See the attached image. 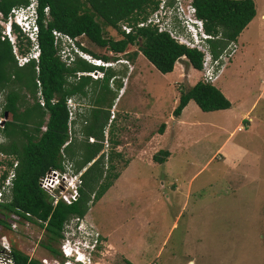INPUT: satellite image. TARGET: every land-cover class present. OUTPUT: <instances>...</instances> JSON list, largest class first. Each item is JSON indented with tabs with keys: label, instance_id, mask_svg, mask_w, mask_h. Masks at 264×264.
<instances>
[{
	"label": "rangeland",
	"instance_id": "1",
	"mask_svg": "<svg viewBox=\"0 0 264 264\" xmlns=\"http://www.w3.org/2000/svg\"><path fill=\"white\" fill-rule=\"evenodd\" d=\"M252 1L256 17L238 41L232 40L238 46L232 60L240 61L243 80L236 81L234 99L245 110L262 87L259 81H264V30L262 34L256 32L264 28V20L260 19V15L264 16V0ZM103 35L119 38L106 26H103ZM81 41L89 52H104L85 38ZM21 44L27 48L26 43ZM138 53L136 45H131L118 57L135 64L125 94L118 105L116 101L115 117L107 128L108 111L103 129L110 144L107 158L112 159L110 162L102 154V177L119 176L113 180L110 175L98 181V184L110 182L113 186L85 214L86 221L96 228L103 241L91 264H264V98H259L249 114L254 119L249 131L231 134L230 143L238 144L242 152L245 150L243 158L228 156L225 160L213 156L220 141L234 129L235 117H224L220 112L210 115L197 107L195 111L191 108L181 114V120L179 116L173 117V93L180 94L185 89L181 84L176 88L169 85L171 81H180L175 79L177 67L169 75L162 74L151 68L141 55L135 58ZM126 70V65H121L110 86L108 82L113 94L107 92L103 96L105 109L123 86ZM134 74L140 75L137 82L132 79ZM188 74V82L192 84L197 75L191 70ZM242 87L250 94L242 96ZM94 97L91 90L85 98L74 97L78 109L72 137L77 143L84 140L80 128L94 105ZM146 110L151 116L140 114ZM192 122L218 123L225 127L224 135L210 140L206 134L213 133V128L185 125ZM175 123L182 124L180 129ZM161 124H168L164 142L172 143V147L176 145L168 157L171 158L168 170L161 164L153 167L147 164L156 151L167 149V144L159 146L152 140L161 133L158 130ZM177 132L179 143L187 145L178 147V140L173 138ZM129 161L133 162L121 174ZM234 162L239 164L230 168ZM15 223V229L12 223L8 225L17 250L41 264L59 262L58 257L44 248L46 239L36 224ZM1 238L10 245L6 235ZM59 245V242L53 243L52 248L59 252Z\"/></svg>",
	"mask_w": 264,
	"mask_h": 264
},
{
	"label": "trees",
	"instance_id": "2",
	"mask_svg": "<svg viewBox=\"0 0 264 264\" xmlns=\"http://www.w3.org/2000/svg\"><path fill=\"white\" fill-rule=\"evenodd\" d=\"M26 3V0H0V12L5 15L11 6ZM192 3L197 16L203 20L205 31L219 35L218 39L208 41L213 57L227 42L236 39L255 14L252 0H192ZM155 5V0H37V72L34 61L17 67L9 43L0 40V92H3L2 114L5 118L1 130L5 141L0 144V152L17 160L11 188L5 201L0 204V236L6 235L9 240V255L13 264L41 262L15 248L8 222L36 224L46 239L44 248L62 260L60 252L52 245L60 242L63 223L72 216L83 217L90 205L99 200L111 185L110 182L98 184V181L111 175L102 177L103 155L98 153L102 148L103 129L112 106L108 103L106 109L103 107L106 104L103 103V96L107 92L113 94L108 81L115 71L108 69L97 80L81 76L69 81L68 77L74 76L75 72H90L93 67L78 58L72 65L64 66L56 55L51 31L57 30L71 37L84 35L90 44L104 51L99 54L86 49L87 52L102 59H107L108 52L124 53L128 46L136 45L137 51L162 74L171 72L174 63L181 57H185L193 69L199 70V53L178 46L167 35L158 34L152 29L141 28L134 35L123 34L117 40L104 37L103 26L117 30L118 35L117 23L120 20L135 10L142 13ZM44 7L48 8V17L44 16ZM26 44L25 51L29 46V43ZM19 46L22 47V44ZM35 79L40 83L44 107L36 102ZM88 88L95 97L94 105L82 120L80 133L84 140L77 143L72 137L69 144L62 147L68 139L65 99L85 98L89 93ZM188 101H193L202 112L224 110L230 106L218 89L197 81L180 92L172 116L178 117ZM41 127L45 129L41 130ZM163 127L164 124H161L158 130L161 132ZM88 137L94 138L95 142L88 143ZM60 151L72 162L75 170H85L76 201L70 205L59 202L52 206L38 187L37 180L47 169L60 168ZM168 156L167 150H158L151 160L162 164ZM111 159L108 161L111 162ZM110 178L114 180L117 175L113 174Z\"/></svg>",
	"mask_w": 264,
	"mask_h": 264
},
{
	"label": "built area",
	"instance_id": "3",
	"mask_svg": "<svg viewBox=\"0 0 264 264\" xmlns=\"http://www.w3.org/2000/svg\"><path fill=\"white\" fill-rule=\"evenodd\" d=\"M26 4L14 5L4 15L0 12V40H6L11 48L15 64L17 67H23L29 61H34L35 71H38V28H37V0H26ZM156 5L148 7L144 12L133 11L128 17L120 20L117 23L119 38L122 35H134L138 29H152L158 34L167 35L175 44L182 46L188 50H194L201 55L200 73L201 81L205 84H210L217 78L225 65L229 63L233 54L237 49L235 41L227 42L226 46L221 49L216 57H213L208 41L219 38V35H212L205 31L204 23L196 14V8L192 0H155ZM45 17H48V8H43ZM117 34V30H113ZM53 46L56 49V55L59 61L64 66H70L75 59H81L90 66L93 70L90 72H75L74 76L68 77L69 81H74L81 76H88L92 80H97L104 75L107 69L116 71L117 64H125L131 70L126 59L118 58L122 53H107V59L93 56L85 51L84 43L81 41L85 38L84 35L71 37L66 33L52 30ZM86 39V38H85ZM115 38L113 40H117ZM20 43H29L28 49L19 46ZM101 68V69H100ZM114 76L109 78V86L114 80ZM124 81V80H123ZM36 83V102L40 107H44V100L40 91V83L35 79ZM74 97L65 99L67 111V135L68 139L62 147L69 144L72 138V130L74 126L72 122L78 109V104ZM53 101V100H52ZM114 107L109 109L110 116L107 124L115 117ZM5 118L2 114V105H0V144L5 140L1 134ZM45 127H41L44 130ZM104 134V132H103ZM89 143L95 142L94 138L88 137ZM102 148L99 155H104L107 158L110 144L108 143L107 135H103L100 142ZM61 153L60 168L47 169L37 180V185L40 190L47 196L50 204L55 206L58 202L66 205L73 203L79 196V187L82 180L81 175L83 169L75 170L71 161ZM17 160L9 155L0 152V203L8 195L11 188V182L15 175ZM28 216V214H26ZM73 222H78L74 228ZM16 223H12L13 229L16 228ZM62 239L59 245L60 252L64 255L75 252H86L84 258L86 264H90V253L98 252L103 245L100 234L92 226L86 224L82 218L71 217L63 223ZM10 248L6 243L5 238L0 240V264H13L10 258Z\"/></svg>",
	"mask_w": 264,
	"mask_h": 264
},
{
	"label": "crops",
	"instance_id": "4",
	"mask_svg": "<svg viewBox=\"0 0 264 264\" xmlns=\"http://www.w3.org/2000/svg\"><path fill=\"white\" fill-rule=\"evenodd\" d=\"M255 8V7H254ZM256 17V10H255V14L253 16V18L247 23V25L241 30V32L239 33V35L236 37L235 41H238L239 37L242 35V33L244 31H246L247 29V26L249 25V23L251 21L254 20V18ZM260 19L264 20V16L263 15H260ZM264 30V28H260L259 31H256V32H261L262 34V31ZM250 40V39H249ZM251 42V41H250ZM253 42V41H252ZM238 47V46H237ZM237 50V49H236ZM236 53V51H235ZM234 53V54H235ZM233 54V56H234ZM140 54V52L135 56V58H137ZM142 56V55H141ZM232 56V57H233ZM143 57V56H142ZM144 58V57H143ZM184 59V64H180L179 63V60H182ZM146 60V59H145ZM177 62L174 63L173 65V69L172 71L177 67V71H176V76H175V79H179L180 81L178 80H174L173 82L171 81L169 85H174L175 88L176 86H178L179 84L182 85L183 88H185L186 90L190 87H192L197 81H201V73L199 70H196V69H193L188 63H187V60L182 57L181 59H179ZM129 62V61H128ZM240 61L237 60V58H235L234 60H231L229 61V63L227 65L224 66V68L222 69V71L220 72V74L217 76V78L211 83L212 86H214L216 89H218L220 91V93L229 101L230 103V106L228 109H224V110H217V111H211L210 112V115H214V113H222L224 117H235V126H234V129L232 131L229 132V134L227 133L226 136L220 141V143L217 145V148L216 150L214 151V153L212 154L213 156H219L221 158H225V160H227V157L229 156L230 158H243L241 157L244 153H245V150H242L240 149V146L238 144H233V143H230V140H231V134L234 133L235 131H249V128L251 126V124H253V118H251L249 116V114L251 113V110H253L257 103L260 101V97H263L264 98V81L261 80L259 81V85H261L262 87L259 89L257 95L255 96V98L253 99L252 103L250 104L249 108H247L246 110L242 107V105L239 104V100H235L234 99V96L236 97L235 95V92L233 90V88L235 87L236 85V81H239L240 79L242 80V71H240V65L239 64ZM149 63V62H148ZM130 64V63H129ZM134 64L135 62H133V64H131V66L133 67L132 69L134 70ZM153 66L151 65V68ZM154 68V67H153ZM155 69V68H154ZM133 70H126V73L124 75V78H123V86L121 87V89L119 90V93L117 94L115 100L113 101L112 103V107H114V110H116V106L119 104L121 98L123 97V95L125 94V91H126V88H127V84L129 83V80H130V77H131V74H132V71ZM156 70V69H155ZM189 70L193 71L194 73H196L197 77L195 79H193V83L192 84H189L188 82V79H189ZM157 71V70H156ZM165 73V75H169L170 73ZM225 76V77H224ZM223 77V78H222ZM133 81L134 82H137L138 79H140V75L138 74H134V76L132 77ZM243 81V80H242ZM126 83V84H125ZM163 87L160 88L161 92H163ZM245 94H250V91L246 93V89H244V87H242V90H241V95L242 96H245ZM178 97H179V93L175 92L173 93V98H172V105H176L177 103V100H178ZM116 101H117V105L115 106L116 104ZM191 103H194L193 101H188L187 104L183 107V109L181 110L180 114H179V119L181 120L182 119V116L181 114L183 115V113L185 111H187L188 109H193L194 111L196 110V105L194 104V106H192ZM255 106V107H254ZM174 108V107H173ZM198 109V108H197ZM201 111V110H200ZM142 116H145L147 115L148 117L151 116L149 115V110H146L145 111V114L144 113H140ZM172 117V116H170ZM223 117V118H224ZM170 118H168L169 120ZM184 121V119H183ZM166 123V122H165ZM176 124V123H175ZM195 122H192V123H188V124H185V125H190L191 127L195 128V127H204L206 130L207 128L209 129H212L213 128V133L211 132H208L206 135H207V138L208 139H212L213 137H221L223 134V130L225 127H223L222 125L218 124V123H213L211 125H207V124H196ZM178 125L177 128L180 129L181 125L182 124H176ZM168 128V124L165 125L161 131V133H159V135H156V136H153L152 140L154 141H157V145L159 146H162V145H166L167 142L165 143L164 142V137L166 136V133L169 132V130L167 129ZM192 129V128H191ZM158 133V132H157ZM225 133V132H224ZM161 134V135H160ZM176 136L173 137L175 140L177 138H180L179 136V133H175ZM173 139V140H174ZM181 139H183V136H181ZM178 140V139H177ZM160 141V142H159ZM165 143V144H164ZM172 144V143H171ZM171 144H167V151L169 152V156L171 154V149H175L176 148V145H174V147L171 146ZM184 145H187L186 143H183V142H180L179 143V140H178V147H182ZM119 147V146H118ZM177 150V149H176ZM247 150V149H246ZM242 152V154L240 155V153ZM221 153V154H220ZM168 156V157H169ZM166 158L165 161L161 164V166L164 168V170H168L170 169V166L168 165V161L171 160V158ZM138 159V158H137ZM140 159V158H139ZM141 160V159H140ZM134 161V160H133ZM133 161H129V163L127 162V164L125 165V167L123 168V170L121 171V174L124 172V170H126L129 165L133 162ZM152 160H149V163H147L150 167H153L154 165H159L155 162H151ZM144 163V162H143ZM239 163L238 162H234L232 164V166H229L230 168L232 167H236ZM119 175H117V178H118ZM111 186H113V184H111L108 189L103 193V195L100 197V200H97L96 202L98 203L99 201H101L102 199H104V197L109 193V191L111 190ZM88 212V211H87ZM112 246V245H111Z\"/></svg>",
	"mask_w": 264,
	"mask_h": 264
},
{
	"label": "clouds",
	"instance_id": "5",
	"mask_svg": "<svg viewBox=\"0 0 264 264\" xmlns=\"http://www.w3.org/2000/svg\"><path fill=\"white\" fill-rule=\"evenodd\" d=\"M182 58V57H181ZM185 58V57H184ZM128 62V61H127ZM128 64H129V62H128ZM118 65V67H114V68H116V71H118L119 70V68H120V66L121 65H125V64H117ZM130 65V64H129ZM131 66V65H130ZM126 67H127V65H126ZM128 68V67H127ZM133 68V67H132ZM108 70V69H107ZM111 70V69H110ZM132 70V69H131ZM114 71V70H113ZM128 71H130L129 69H128ZM121 89V88H120ZM119 89V90H120ZM119 93V92H118ZM89 143V142H88ZM99 154V153H98ZM83 169V168H82ZM80 170V169H79ZM84 170H85V168H84ZM77 171V170H76ZM84 172V171H83ZM83 174V173H82ZM82 176V175H81ZM82 180V179H81ZM82 184V183H81ZM81 188V186L79 187V189ZM79 189H78V191H79ZM5 201V198L3 199V202ZM76 201V200H75ZM74 201V202H75ZM59 203V202H58ZM61 203V202H60ZM1 204V203H0ZM66 205V204H65ZM72 217H74V216H72ZM77 217V216H76ZM71 218V217H70ZM79 218H82V220L83 221H85L86 222V224H88L89 225V223L86 221V219H85V215L83 216V217H79ZM69 219V218H68ZM67 219V220H68ZM66 220V221H67ZM78 224V222H73L72 223V227L74 228V226H76ZM91 225V224H90ZM93 226V225H92ZM63 227V226H62ZM94 227V226H93ZM95 228V227H94ZM96 229V228H95ZM62 231V230H61ZM100 234V233H99ZM61 236H62V234H61ZM101 238V237H100ZM61 239H62V237H61ZM102 240V239H101ZM60 242H61V240H60ZM59 242V243H60ZM60 252V251H59ZM95 253H97V252H95ZM95 253H90V259L92 258V256L95 254ZM60 254H61V256H62V260H58L59 262L57 263V264H86V261H85V258H84V256H85V254H86V252L84 251V250H82L81 251V253H79V254H77V253H75V252H72V253H70V254H67V255H64L63 253H61L60 252ZM90 264H91V260H90Z\"/></svg>",
	"mask_w": 264,
	"mask_h": 264
},
{
	"label": "flooded vegetation",
	"instance_id": "6",
	"mask_svg": "<svg viewBox=\"0 0 264 264\" xmlns=\"http://www.w3.org/2000/svg\"><path fill=\"white\" fill-rule=\"evenodd\" d=\"M112 76H114V77H115V74H114V75H112Z\"/></svg>",
	"mask_w": 264,
	"mask_h": 264
},
{
	"label": "water",
	"instance_id": "7",
	"mask_svg": "<svg viewBox=\"0 0 264 264\" xmlns=\"http://www.w3.org/2000/svg\"><path fill=\"white\" fill-rule=\"evenodd\" d=\"M5 115V114H4Z\"/></svg>",
	"mask_w": 264,
	"mask_h": 264
}]
</instances>
